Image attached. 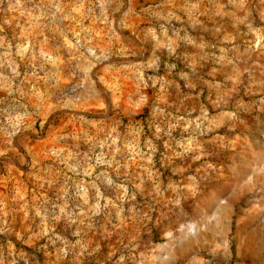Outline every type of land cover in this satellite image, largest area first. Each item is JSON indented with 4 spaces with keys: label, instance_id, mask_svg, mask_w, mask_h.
I'll return each instance as SVG.
<instances>
[{
    "label": "rangeland",
    "instance_id": "1",
    "mask_svg": "<svg viewBox=\"0 0 264 264\" xmlns=\"http://www.w3.org/2000/svg\"><path fill=\"white\" fill-rule=\"evenodd\" d=\"M0 264H264V0H0Z\"/></svg>",
    "mask_w": 264,
    "mask_h": 264
}]
</instances>
